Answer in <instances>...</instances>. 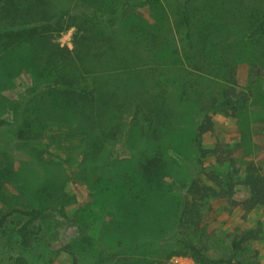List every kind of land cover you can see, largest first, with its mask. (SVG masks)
I'll return each mask as SVG.
<instances>
[{
    "label": "trees",
    "instance_id": "obj_1",
    "mask_svg": "<svg viewBox=\"0 0 264 264\" xmlns=\"http://www.w3.org/2000/svg\"><path fill=\"white\" fill-rule=\"evenodd\" d=\"M142 7L165 10L162 0H0V239L23 249L12 257L15 264H55L54 254L45 252L42 228L33 222L47 209L66 216V180L53 172L56 166L111 169L120 159L100 151L128 119L140 123L143 132L168 130L176 110L166 113L164 102L159 108L155 103L164 98L166 86L195 113V159L171 157L164 150H130L137 157L135 167L113 179L114 192L105 190L107 198L133 202L123 211L124 228L131 231L133 219L144 215L161 219V204L174 192L167 179L183 174L170 209L175 218L171 239L179 249L168 257L249 264L236 254L263 238L260 228L240 230L231 252L213 258L190 234L200 226L201 207L211 201L224 199L230 210L244 214L264 208V167L247 163L241 179L231 151L228 155L220 144L212 149L203 144L214 132V112L239 117L255 96L239 87V66L247 64L256 80L264 77V0H177L178 37L172 26L165 30V21L150 24L138 15ZM72 28L74 47L69 49L58 39ZM22 73L31 81L26 93L6 99L2 91ZM209 157L215 163L207 167L203 162ZM200 173L214 186L198 180ZM102 179L95 176L99 185ZM237 182L248 192L241 201L233 198ZM142 238L141 246L150 239ZM133 244L125 245L119 234L115 246L91 251L92 264H132L120 258L131 247L138 249ZM70 253L73 264L83 263L81 254Z\"/></svg>",
    "mask_w": 264,
    "mask_h": 264
},
{
    "label": "rangeland",
    "instance_id": "obj_2",
    "mask_svg": "<svg viewBox=\"0 0 264 264\" xmlns=\"http://www.w3.org/2000/svg\"><path fill=\"white\" fill-rule=\"evenodd\" d=\"M162 3L165 8L164 12L156 7L154 9L142 7L136 11L150 24L165 21V30L169 31L168 27L172 26L173 33L178 37V30L175 26L177 18L174 15V11L177 10V0H162ZM74 31L75 29L72 28L61 35L58 39L61 46L73 49ZM157 72L158 75L161 73L160 70ZM30 84L29 75L22 73L12 80L11 85H8L1 95L9 100H18L26 93ZM238 85L248 94L255 93V96L244 106L239 117L227 116L222 110L214 112L212 114L214 132L203 138V144L209 149L220 144L224 147L226 154L231 151V157L237 161V166L241 170L240 178L242 179L243 169L247 163L254 162L264 167V77L256 80L251 76L248 65L241 64L238 70ZM165 89L166 91L161 92V94L165 92L164 98H161L160 102L155 101V103L158 104L156 108H159L164 102L162 108L166 113L167 108L173 107L176 110L175 116L168 120V124L172 122V127H169L168 130L159 131L154 128V131L149 129L143 132L137 126L140 123L134 124L128 119L125 120L126 125L123 126V129L116 132V137H109L115 141H106L104 148L100 151L104 155L111 153L112 157L120 159L121 162H115L111 169H83L81 171L76 166L69 170L56 166V170L53 172L66 180L64 189L68 194L69 201L63 209L66 216L58 211L47 209L43 211L40 219L33 222L36 229L42 228L44 246L48 251H51L45 252L48 256H51L50 253L54 254L55 264H73L70 251L77 252L79 255L81 254V257H84L82 264H92L93 253L91 254V251H98L107 244L115 246L113 244L117 243L119 234L125 245L132 243L138 245L137 250L131 247L127 255L122 254L123 257L120 259L128 258L127 262L129 263L199 264L187 255L168 257L173 251L179 249L176 241L171 239L175 228V218L170 209L172 201H175L173 195H177L182 186L183 174L167 179L168 184L174 188V192L169 193L168 198L164 199L161 204L165 215L161 219H146L147 215L140 216L137 220L134 218V222L130 223L131 231L124 228L123 222L126 220L124 212L130 206H134L133 202L126 197L122 201H114L112 195L109 198L105 197L106 189L109 188L114 192L116 184L112 183L113 179L135 167L134 159L137 157L133 156L129 152L130 150L141 149L147 154H152L153 150H164L171 157L181 156L189 161H194L195 149L192 138L197 122L195 113L191 108L177 101L170 86H166ZM9 115L11 114H5V117H9ZM128 142L129 145H125ZM146 143L148 146L144 147ZM91 160L97 163V161ZM213 163H215V158L209 157L203 162V165L208 167ZM196 164L195 167H200ZM96 175L103 177L100 185L95 182ZM238 177L235 175V179ZM196 178L205 184L214 186V183L207 179L205 174L200 173L196 175ZM9 189L11 195L16 194L15 190L10 187ZM121 191H116L115 195ZM247 195V189L237 182L233 198L241 201ZM0 209H3L1 203ZM201 213L200 226L196 229L195 234H190V237L203 246L208 255L213 258L225 256L231 252L232 239L240 230L260 228L264 231V208L244 214L239 210H230L227 202L220 199L201 207ZM86 237L90 238L89 243L85 241ZM142 237L150 239H147L146 244L141 246L145 239ZM68 247L70 249H67ZM22 252L23 249L15 244L12 245L7 238L0 239V264H15L12 262V257H18ZM28 253L30 255V252ZM233 255L235 256V254ZM236 257L245 263L264 264V234L260 240L247 244L242 252L236 254ZM175 258L180 261L175 263Z\"/></svg>",
    "mask_w": 264,
    "mask_h": 264
},
{
    "label": "built area",
    "instance_id": "obj_3",
    "mask_svg": "<svg viewBox=\"0 0 264 264\" xmlns=\"http://www.w3.org/2000/svg\"><path fill=\"white\" fill-rule=\"evenodd\" d=\"M179 261H180V259H178V258H175V259H174V262H175V263H178Z\"/></svg>",
    "mask_w": 264,
    "mask_h": 264
}]
</instances>
